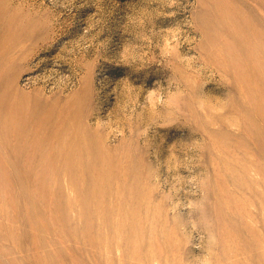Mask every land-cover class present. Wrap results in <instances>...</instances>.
Wrapping results in <instances>:
<instances>
[{
  "label": "rangeland",
  "instance_id": "374dc122",
  "mask_svg": "<svg viewBox=\"0 0 264 264\" xmlns=\"http://www.w3.org/2000/svg\"><path fill=\"white\" fill-rule=\"evenodd\" d=\"M0 102V264H264V0H0Z\"/></svg>",
  "mask_w": 264,
  "mask_h": 264
},
{
  "label": "bare ground",
  "instance_id": "6f19581e",
  "mask_svg": "<svg viewBox=\"0 0 264 264\" xmlns=\"http://www.w3.org/2000/svg\"><path fill=\"white\" fill-rule=\"evenodd\" d=\"M0 104H1V102H0ZM18 105L15 104V105H11L9 107L10 108V116L8 119L5 120L6 121L5 123H7V126H5V127L0 126L1 132L4 131V133H8V132L16 133V132L21 131L20 127L17 125L19 122V119H20L19 118L20 117L19 116L20 111L18 110L19 109ZM2 120H4V119H2ZM53 133L55 134L54 138L59 139L62 136L59 129H56ZM84 137H85V135L82 138H84ZM63 143H65V142H63ZM77 144L78 143H72V144H70L71 147L69 146V149L65 150L66 155L62 160L64 162L63 167H62V169L61 168H53L52 177L59 178L61 176L64 178V180H66L68 182H82V181L107 182V181H110L113 176H111V174H109L108 172L113 171V169H115L116 166H115V163L112 162L113 160L111 159V157H109V154L101 153L100 154V160L98 162H96L97 161L96 160L94 162L90 161V162L85 163V161H83L84 159L82 160L80 157V153L78 152L79 147ZM79 145L81 147V142ZM57 150L58 151L56 152V158H57V156H61L63 154L62 149L59 148ZM90 156H92V155L90 154ZM90 156H89V158H90ZM97 157H98V155H97ZM58 158H60V157H58ZM109 159H111L112 161H110ZM58 167H60V166H58ZM87 171H89V172H87ZM42 177H43V175H42ZM3 178H4V180L8 179L6 175H4ZM41 180H42V178L39 179V181H41ZM114 180H115V178H114ZM3 183L4 182H2V184ZM24 187H26L25 183H24ZM25 194H26V196L29 195V190H26ZM27 199H29L28 196H27Z\"/></svg>",
  "mask_w": 264,
  "mask_h": 264
}]
</instances>
